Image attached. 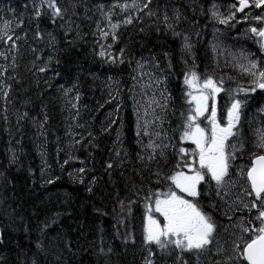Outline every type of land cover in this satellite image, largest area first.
<instances>
[{
  "label": "trees",
  "instance_id": "obj_1",
  "mask_svg": "<svg viewBox=\"0 0 264 264\" xmlns=\"http://www.w3.org/2000/svg\"><path fill=\"white\" fill-rule=\"evenodd\" d=\"M7 1L12 13L5 20L12 21L15 26L22 18L23 26L16 34L23 36L26 32L27 41H19V52L15 53V78H12L10 66L13 53L8 45L0 43V51L8 55V61L0 57V65L8 66V71L0 79L13 84L11 88L16 86L7 100L3 93L0 94V239L3 240L0 257L4 258V264H32L33 260L37 264H135L141 257L138 246L142 242L143 197L149 187H155L153 173L157 164L152 163L145 169L137 159L140 149L137 138L133 137L137 119L130 113L126 100L130 95L144 101V97H151L154 91L157 98L160 95L155 86L142 90L141 85L149 83L147 75L137 89L133 87L137 83L133 76H139L133 71L135 61L150 65V58L156 56L166 67L168 61L163 53H169L173 70L166 73L167 94L176 90L175 71L182 64L181 40L165 29L163 17L165 12L171 17L173 9H179L181 20L186 17L190 23H179L177 31L184 32L192 45H196L201 38L195 36L196 32L206 28L205 24L197 23L199 17L206 15L205 10L201 11L206 0L188 3L187 0H158L157 7L151 5V10L158 16L144 15L142 20L120 29L121 39L113 46V51L119 53L120 48L127 47L128 52L126 62L115 66L103 63L96 55L99 46L93 36L98 20L103 26L97 6L104 4L107 8L114 0H59L62 7L75 4L76 14L69 12L65 17L71 21L72 30L65 35L66 23L64 34L56 37L55 50L48 47L46 33L58 28L60 20L53 24L45 16L37 21L32 15L30 0ZM37 24L46 30L43 40L34 38ZM107 43H112L111 39ZM32 48L36 51L33 52ZM206 54L207 47L204 46L200 52L201 66ZM49 55L54 57L51 70L38 72L37 68L44 65ZM128 60L132 63L129 64ZM152 71V67H145V72ZM55 72L60 75H54ZM109 76L114 78L113 81L108 80ZM74 84L77 87L67 96L60 90L61 85L72 88ZM159 87L163 89L165 85ZM77 93L80 95L79 115L71 106L76 103ZM24 113L30 116L21 118ZM45 116L47 122L41 128ZM178 116L172 115L170 102L163 125L169 135L170 125L176 126ZM113 120L116 123L111 129L103 131ZM118 132L120 142H117ZM110 138L118 148L115 147L113 152H101L99 146L109 148L107 139ZM74 140L80 143L74 144ZM117 149L126 150L128 155L124 156L121 151L118 158ZM13 153L15 162H12ZM102 154L104 160L99 163ZM65 160L69 163L65 164ZM109 162L119 166L107 169ZM163 163L160 162L161 166ZM81 167L86 169L83 183L78 172ZM93 178L95 183H92ZM47 180L53 183H46ZM133 184L137 189L143 187L139 196L133 190ZM90 185L91 191L88 190ZM118 199L124 200L125 204L129 200L136 201L131 216L127 211L118 215ZM53 219L55 224H51ZM121 219L125 220L124 224H118ZM45 221L51 224V228L42 235L40 229ZM129 233L138 236V245H133L131 240L125 243ZM38 240L43 250L37 249Z\"/></svg>",
  "mask_w": 264,
  "mask_h": 264
},
{
  "label": "snow or ice",
  "instance_id": "obj_2",
  "mask_svg": "<svg viewBox=\"0 0 264 264\" xmlns=\"http://www.w3.org/2000/svg\"><path fill=\"white\" fill-rule=\"evenodd\" d=\"M30 3L32 15L37 21L47 16L55 24L57 20H64L69 12L76 14L75 4L62 7L59 0H30ZM151 4L152 0L131 2L124 0L123 3L114 0L107 8L104 4L97 6L103 26L98 20L93 36L97 38L96 43L99 46L96 55L103 63L115 66L126 62L127 47L120 48L119 53L113 51V46L121 39L120 29L142 20L144 15L158 16L157 12L151 10ZM25 8L27 9V5ZM251 8L258 9L259 14L248 11ZM116 9H119V12ZM208 12L211 19L229 27H235L241 22L236 18L237 13L242 14L243 22L254 21L255 25L246 29L245 35L249 38L255 37L259 51L264 53V27L260 26L264 25V0H235L224 12L213 2ZM120 16L123 18H119ZM181 18L182 13L179 9H173L171 17L167 12L163 17L165 29L181 40V62L184 65L180 97L182 103L179 107V116L176 117V126L173 128L170 125L171 135L162 126L172 100L171 95L167 94L166 75L173 70L170 54L163 53L168 61L166 67L160 63L158 57L153 56L150 58L152 61L150 65L137 60L136 68L133 69L139 73V76H133V80L139 82L146 75L149 78L146 86L141 85L142 90L155 86L160 93L159 98L154 91L151 97H144L143 103L134 104V113L137 115V145L140 149L136 154L137 159L145 169L152 163L157 164V169L153 173L156 176L155 187H149L143 197L142 251L147 253L143 258V264H159L161 259L171 260L172 264H264V56L256 57L255 53L244 51L238 56L233 54L232 63L240 68L241 74L248 78V83L226 88L223 77L217 80L211 74H201L196 70L190 38L184 32L177 31ZM67 24L65 35L72 30L70 20ZM22 26V18L15 26L10 20L0 19V43L8 45L13 53L10 65L13 70L12 78H15L17 67L15 53L19 52V41H27L26 32L23 36L16 34ZM45 33L46 30L37 24L34 38L43 40ZM46 34L48 47L55 50L58 43L56 36L52 32ZM77 35L79 36V33ZM109 39L112 43H107ZM216 47L214 45V50ZM32 51L35 52L36 49L32 48ZM0 57L8 61V55L4 51H0ZM37 59L40 57L37 56ZM53 59L54 57L49 55L44 65L38 67L37 71L40 73L50 71ZM189 59L192 61L191 66ZM127 62L132 63L131 60ZM146 66L152 67L154 71L145 72ZM7 71V65H0V76ZM54 75L58 76L60 73L55 72ZM113 79L111 76L108 77L109 81ZM161 84L165 85L163 89L159 87ZM0 87H5L2 79ZM76 87L75 84L72 88H64L61 85L60 90L67 96ZM10 89L9 84L3 92L6 100ZM258 90L261 93L260 106L256 108L255 113L249 115V110L256 102L253 94ZM221 93L228 97V102L223 106L218 105V96ZM75 100L76 103H72L71 106L77 109L79 115V93ZM140 108L144 109L143 115L140 114ZM176 111L175 108L171 109L174 117ZM27 115L24 113L21 118ZM149 116L151 119H148ZM46 122L47 116L40 127L43 128ZM257 122L261 126L254 128ZM115 123L113 120L108 128L102 130L109 131ZM245 123L252 132L249 137L244 133ZM144 137L148 138L146 144ZM92 140L94 141L95 137ZM117 142H120L119 132ZM249 142L251 150L246 147ZM73 143L79 144L80 141L74 140ZM121 151L124 156L128 155L126 150L117 149L118 158L121 157ZM245 152L247 162L238 165L236 163L238 157L243 159ZM161 161L164 162L162 166ZM12 162H15L14 153ZM64 163L68 164L69 160H65ZM123 163L124 160L121 158V164ZM118 166L109 162L106 168L113 169ZM85 171L83 167L78 169L81 183ZM46 183L51 184L53 181L47 180ZM92 183H95V178ZM88 190H92L91 185ZM133 190L137 196L144 191L143 187L137 189L135 184ZM205 200L209 203L206 204ZM135 203L136 201L129 200L125 204L124 200L118 199L120 208L118 215H123L127 211L131 216L132 205ZM216 212H220L228 223L220 222L215 216ZM55 223L56 220L53 219L51 224ZM124 223V219L118 220V224ZM51 224L48 221L43 223L40 229L42 235H46V230L51 228ZM129 240L135 245L134 234L129 233L125 243ZM0 243H3L2 239ZM36 247L43 250L39 240ZM111 251L109 249V252ZM0 264H4L3 257H0ZM32 264L37 262L33 260Z\"/></svg>",
  "mask_w": 264,
  "mask_h": 264
},
{
  "label": "rangeland",
  "instance_id": "obj_3",
  "mask_svg": "<svg viewBox=\"0 0 264 264\" xmlns=\"http://www.w3.org/2000/svg\"><path fill=\"white\" fill-rule=\"evenodd\" d=\"M157 1L158 0H152L151 5L153 7H157L156 6ZM213 2H215L217 5L220 6V0H210L201 9V11L202 10L206 11L205 17H199L200 19H202L204 21L206 28H204L203 30L200 29L198 32H196V35H195L196 37L207 36V28L214 30V23H216L217 21H214L213 19H211L210 13L208 12V9L210 8V6ZM227 8L225 11H227ZM220 11L224 12V10L221 6H220ZM241 17H242V14H238L236 18L238 20ZM67 21H68V19L60 20L59 21V27L56 29L50 30L48 32H52L56 37H59V34L63 35L65 32V29H63L64 27H61V25L65 26ZM45 23H46V20L43 22V24H45ZM180 23H182V24L183 23H190V21L188 18L185 17V19H182L180 21ZM216 33L218 35H220L219 32H216ZM229 37H231V36L229 35L228 38H221L222 43L216 45L217 47L215 48V50H214V45H212V47H211V51H212L211 59L216 64L213 67V70L220 71L221 69L219 70L218 69L219 67L224 69V75L227 77L225 84L235 83L236 79H239L242 82V84L246 85L248 83V78L241 74V70L238 66H234V64L232 63V56H233V54L238 56L241 51H244L246 53H255L256 57H260V54L258 53L259 46L255 42L256 39L249 38V36L245 35V34L240 36V37H237V38H229ZM199 40H198V46L200 45ZM219 61H220V64L218 63ZM221 96H222V100H224L225 103L228 102V97L226 94H223ZM256 108H258V107H256ZM254 113H255V111H254ZM251 114H253V113H251ZM251 114H249V115H251ZM256 124L259 127L261 126L259 124V122H257ZM107 141L110 143V147L108 148V146H99L98 149L101 152H107V151L113 152L115 150V147L118 148V146H117L118 144L112 138L107 139ZM103 160H104V155L101 157L100 160H98V162L101 163V162H103ZM140 254H142L141 251H140ZM160 261L166 262L165 259L160 260Z\"/></svg>",
  "mask_w": 264,
  "mask_h": 264
},
{
  "label": "flooded vegetation",
  "instance_id": "obj_4",
  "mask_svg": "<svg viewBox=\"0 0 264 264\" xmlns=\"http://www.w3.org/2000/svg\"><path fill=\"white\" fill-rule=\"evenodd\" d=\"M235 0H220V6L223 8V10L225 11L226 8L231 5L232 3H234ZM248 11H251L253 14H259V10L255 9V8H251ZM239 13H237L238 15ZM239 21H241L240 23H237L235 25V27H229L228 25H221L218 22L214 23V30L211 31L210 34V38L212 39V41L209 43V49L211 50L212 45H218L221 44V38H228V36L230 35L231 37L229 38H237L240 37L242 35L245 34V30L248 29L251 26L255 25L254 21H249V22H243V16L241 18L238 19ZM199 24L203 23L204 21L202 20L201 22H197ZM262 27H264V25H262ZM208 29V28H207ZM216 32H219L220 35H218ZM250 35V34H249ZM254 39H256L255 37H252ZM258 53L260 54V56H264V53H261L260 51H258ZM209 61L211 62L212 66L214 67L216 64L215 62H213L212 59H209ZM220 71H217L213 73L214 78H216L217 80H219L222 76L226 77L224 75V69L219 67L218 68ZM222 75V76H221ZM227 78V77H226ZM226 83V82H225ZM254 100H258L261 101V93L258 90L257 94L254 95ZM254 128H256V126H253ZM244 129V133L246 137L251 136L252 132L248 127V124L246 123L245 126H243ZM246 147L251 150V142H249ZM247 162V152L244 153L243 159L239 158L237 159L236 163L239 164H244ZM207 200H205L206 202ZM215 216H217V219L221 222H223L224 218L222 216V214L220 212H216Z\"/></svg>",
  "mask_w": 264,
  "mask_h": 264
},
{
  "label": "bare ground",
  "instance_id": "obj_5",
  "mask_svg": "<svg viewBox=\"0 0 264 264\" xmlns=\"http://www.w3.org/2000/svg\"><path fill=\"white\" fill-rule=\"evenodd\" d=\"M207 2V1H206Z\"/></svg>",
  "mask_w": 264,
  "mask_h": 264
}]
</instances>
